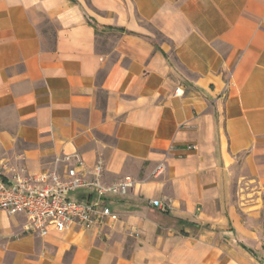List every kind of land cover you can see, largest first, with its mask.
I'll return each instance as SVG.
<instances>
[{"label":"crops","instance_id":"obj_1","mask_svg":"<svg viewBox=\"0 0 264 264\" xmlns=\"http://www.w3.org/2000/svg\"><path fill=\"white\" fill-rule=\"evenodd\" d=\"M66 155L135 187L88 230L0 212V264H264V0H0V166Z\"/></svg>","mask_w":264,"mask_h":264},{"label":"built area","instance_id":"obj_2","mask_svg":"<svg viewBox=\"0 0 264 264\" xmlns=\"http://www.w3.org/2000/svg\"><path fill=\"white\" fill-rule=\"evenodd\" d=\"M56 164L37 174L13 177L0 166V212L24 216L26 231L43 238L52 231L59 233L101 226L108 218L115 217L109 201L126 197L136 184L131 177L108 184L103 180L102 162L88 169L78 155H66L57 159ZM158 171L162 170L159 168ZM78 190L90 191L93 199H70L69 194ZM152 205L164 207L156 200Z\"/></svg>","mask_w":264,"mask_h":264},{"label":"trees","instance_id":"obj_3","mask_svg":"<svg viewBox=\"0 0 264 264\" xmlns=\"http://www.w3.org/2000/svg\"><path fill=\"white\" fill-rule=\"evenodd\" d=\"M95 27V26H94ZM97 29V28H96ZM108 29H111V30H113V28H108ZM118 31L119 32H122V33H124L125 32V30L124 29H118Z\"/></svg>","mask_w":264,"mask_h":264},{"label":"rangeland","instance_id":"obj_4","mask_svg":"<svg viewBox=\"0 0 264 264\" xmlns=\"http://www.w3.org/2000/svg\"><path fill=\"white\" fill-rule=\"evenodd\" d=\"M158 38V37H157Z\"/></svg>","mask_w":264,"mask_h":264}]
</instances>
